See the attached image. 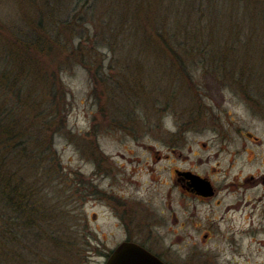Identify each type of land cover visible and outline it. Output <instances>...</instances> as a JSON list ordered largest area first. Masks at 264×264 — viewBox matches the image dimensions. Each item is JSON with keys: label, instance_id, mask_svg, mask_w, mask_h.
Listing matches in <instances>:
<instances>
[{"label": "rangeland", "instance_id": "374dc122", "mask_svg": "<svg viewBox=\"0 0 264 264\" xmlns=\"http://www.w3.org/2000/svg\"><path fill=\"white\" fill-rule=\"evenodd\" d=\"M19 2L32 6L0 0V18L18 19ZM58 14L87 29V46L94 47L87 49L97 56L91 58L108 70L112 64L133 71L147 89L144 98H159L162 109L128 100L124 86L107 102L87 65L63 61L64 131L55 133L43 162L29 159L21 173L32 179L30 195L37 192L34 203L48 220L81 238L29 228L24 243L0 245V264H104L126 236L106 200L111 189L116 199L133 197L143 207L138 214L152 218V231L149 219L132 234L148 238L166 264H264V0H58ZM171 46L186 52L188 75L163 52ZM173 167L239 184L217 197L212 212V204L182 196L170 178ZM111 172L119 190L109 186ZM242 196L250 199L248 222L241 210L224 214Z\"/></svg>", "mask_w": 264, "mask_h": 264}, {"label": "trees", "instance_id": "16d2710c", "mask_svg": "<svg viewBox=\"0 0 264 264\" xmlns=\"http://www.w3.org/2000/svg\"><path fill=\"white\" fill-rule=\"evenodd\" d=\"M30 1L32 6L29 8L23 4L25 2H19L20 15L15 21L8 23L0 18V245L24 243L25 237H22L25 232L40 226L44 231L45 228L56 232L62 229L66 235L73 236L69 237L72 241L75 237L81 238L79 233L70 228L67 230L65 225H56L52 219L48 220L44 210H39V205L34 203L37 192L34 196L30 195L32 179L21 173L22 169L30 166L29 159L43 162L50 154L55 133L64 131L65 115L59 102L66 94L60 79L62 63L71 66L77 61L87 65V69L94 74L96 84L101 88L104 86L107 102L124 86L128 100H151L152 108L158 105L162 109L159 98L153 95L144 98L148 95L147 89L137 82L133 71H115L112 64L109 70L113 71H109L103 61L91 58L92 50L87 49L91 35L76 18H62L58 14V0H42L41 8L36 0ZM25 9L34 16H29ZM73 35L77 38L74 39ZM62 37L66 40L63 41ZM162 39L165 41V38ZM163 52L171 56L172 63H178L177 71L186 72L187 69L188 75L192 64H184L186 52L174 46L163 49ZM93 55L97 57L96 53ZM115 72H118L117 76ZM121 74L125 82L118 80ZM111 75L115 77V83L120 82L117 86L110 81ZM109 82L112 85H108ZM58 94L61 97L56 100ZM45 95L52 99H44ZM192 96L195 100L194 93ZM21 111L30 113L23 114Z\"/></svg>", "mask_w": 264, "mask_h": 264}, {"label": "flooded vegetation", "instance_id": "af4514ba", "mask_svg": "<svg viewBox=\"0 0 264 264\" xmlns=\"http://www.w3.org/2000/svg\"><path fill=\"white\" fill-rule=\"evenodd\" d=\"M156 151V150H155ZM173 151V150H172ZM124 173V172H123ZM122 173V174H123ZM121 174V175H122ZM130 174V172L128 173ZM111 179V183L109 186L111 187L115 181L113 182L115 178V172H111L108 174ZM254 174H251L249 176H246L241 185L245 186L247 188L249 185L248 183L251 181H254ZM258 176V174H257ZM127 179V173L123 174V177L121 179ZM170 178L172 179V182L175 186L178 185V189L182 191V196L184 197H191L192 199H195L199 203H205V204H212L211 205V211L214 212L213 210V205L218 206L221 202V200L217 201V197L222 194L223 192L226 191H234L237 189V185L239 182H235L234 180L232 181H223L222 183L217 182L214 180L209 174H204V173H199L197 171L192 170L191 168H180V167H173L172 171H170ZM194 178H199L200 183L197 184L194 181ZM263 178V177H262ZM261 178V179H262ZM117 189V185L114 184ZM119 190V189H118ZM119 198H115V191L111 189V192H107L106 194V200L109 206H111V211L113 212L114 216L117 218L119 224L124 228L126 231V236L121 240L119 243H122L124 241L128 242H134L138 243L156 256L160 257L157 253H155L148 245L147 241H149L148 238H142L139 236H135L132 234V227L134 228L135 225H139L140 223H148V220L150 219V226L151 228L149 230L152 231V226H153V221L151 220L152 218L149 217V214L146 212L144 216H140L138 213L142 212L139 211V208L143 207L141 204L133 197H125L124 195H118ZM167 198H170V192H168ZM238 198L235 202L229 203L224 207V214H234L236 211H242V216L246 221L248 222L249 219H251V214L246 213L244 214V209L246 206L249 205L250 199H243ZM247 198V197H245ZM260 200V198H259ZM167 206L171 207V204L168 199H167ZM186 224H183V226H187V224L192 223V219H186ZM252 222V221H251ZM197 225V224H196ZM232 226V225H229ZM96 239L92 240L91 243H97L95 241ZM109 255V254H108ZM161 258V257H160ZM162 259V258H161Z\"/></svg>", "mask_w": 264, "mask_h": 264}, {"label": "water", "instance_id": "95a60500", "mask_svg": "<svg viewBox=\"0 0 264 264\" xmlns=\"http://www.w3.org/2000/svg\"><path fill=\"white\" fill-rule=\"evenodd\" d=\"M199 184V178H194ZM104 264H166L158 256L138 243H119L105 260Z\"/></svg>", "mask_w": 264, "mask_h": 264}, {"label": "bare ground", "instance_id": "6f19581e", "mask_svg": "<svg viewBox=\"0 0 264 264\" xmlns=\"http://www.w3.org/2000/svg\"><path fill=\"white\" fill-rule=\"evenodd\" d=\"M153 112H154V110H153Z\"/></svg>", "mask_w": 264, "mask_h": 264}]
</instances>
